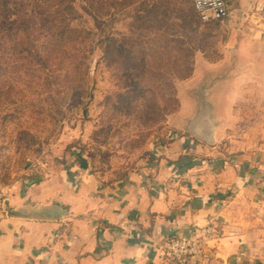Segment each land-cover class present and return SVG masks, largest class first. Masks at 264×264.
<instances>
[{"label":"rangeland","instance_id":"rangeland-1","mask_svg":"<svg viewBox=\"0 0 264 264\" xmlns=\"http://www.w3.org/2000/svg\"><path fill=\"white\" fill-rule=\"evenodd\" d=\"M191 3L74 0L64 59L47 66L33 58L0 59V194L6 200H14L25 182L36 187L54 180L75 161L93 160L99 175L114 179L136 169L154 142H170L176 119L186 112L182 91L199 76L200 65L215 69L225 60L240 23L202 24ZM189 9L200 23L194 34L183 19ZM205 32L207 41L196 49ZM186 36L192 38L188 45ZM190 60L191 76L176 77ZM246 84L247 98L223 110L228 125L221 139L225 133L242 137L253 106L262 101Z\"/></svg>","mask_w":264,"mask_h":264},{"label":"crops","instance_id":"crops-1","mask_svg":"<svg viewBox=\"0 0 264 264\" xmlns=\"http://www.w3.org/2000/svg\"><path fill=\"white\" fill-rule=\"evenodd\" d=\"M239 3L236 10L226 0L228 18L240 23L225 51L238 43L240 58L259 60L264 71V0ZM248 82L262 101L242 137L225 133L208 148L176 134L151 144L136 169L114 179L86 159L54 180L17 187L8 206L30 196L42 204L63 200L74 212L60 221L3 216L0 264H166L156 256L157 241L194 239L208 226L221 232L220 241L188 264H264V87L238 82L223 106L232 111L246 99Z\"/></svg>","mask_w":264,"mask_h":264},{"label":"water","instance_id":"water-1","mask_svg":"<svg viewBox=\"0 0 264 264\" xmlns=\"http://www.w3.org/2000/svg\"><path fill=\"white\" fill-rule=\"evenodd\" d=\"M243 80H251L264 87L261 62L257 59L242 60L238 43L227 50V57L217 68L200 65L199 76L182 91L186 112L176 119L174 132L208 148H215L228 125L223 116V101L229 90ZM29 197L12 206H7L8 200H5L6 214L13 218L60 221L74 212L64 210L62 203H34L29 201Z\"/></svg>","mask_w":264,"mask_h":264},{"label":"trees","instance_id":"trees-1","mask_svg":"<svg viewBox=\"0 0 264 264\" xmlns=\"http://www.w3.org/2000/svg\"><path fill=\"white\" fill-rule=\"evenodd\" d=\"M73 3L74 0H0V59L20 62L33 58L43 63L42 66L64 59L63 34L72 32L70 24L75 20ZM194 18L190 9L187 16L183 17L190 34H194V28L200 25ZM9 35L12 42L9 41ZM207 39V32L200 33L196 49ZM191 40V37L186 36L185 43L188 45ZM8 45L11 46L7 48ZM192 69L193 61L190 60L176 77L187 79Z\"/></svg>","mask_w":264,"mask_h":264},{"label":"built area","instance_id":"built-area-1","mask_svg":"<svg viewBox=\"0 0 264 264\" xmlns=\"http://www.w3.org/2000/svg\"><path fill=\"white\" fill-rule=\"evenodd\" d=\"M193 8L202 24H210L228 18L226 0H191ZM234 8L240 10L239 0H233ZM6 198L0 194V219L6 215L4 202ZM221 232L214 227H204L198 231L194 239H163L154 244L158 259L166 264H188L192 259L206 258L207 251L212 249L221 239Z\"/></svg>","mask_w":264,"mask_h":264},{"label":"flooded vegetation","instance_id":"flooded-vegetation-1","mask_svg":"<svg viewBox=\"0 0 264 264\" xmlns=\"http://www.w3.org/2000/svg\"><path fill=\"white\" fill-rule=\"evenodd\" d=\"M31 200V199H30ZM56 201H60V203L62 202L63 203V200H60V199H56ZM59 203V202H58ZM7 206H8V203H7Z\"/></svg>","mask_w":264,"mask_h":264}]
</instances>
